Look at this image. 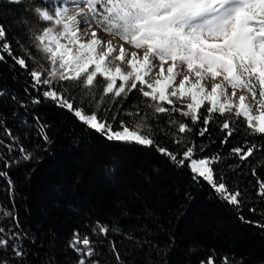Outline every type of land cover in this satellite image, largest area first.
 <instances>
[{"label": "snow or ice", "instance_id": "obj_1", "mask_svg": "<svg viewBox=\"0 0 264 264\" xmlns=\"http://www.w3.org/2000/svg\"><path fill=\"white\" fill-rule=\"evenodd\" d=\"M10 2L24 4L32 15L19 21L16 44L24 55L15 54L0 24V62L10 58L30 78L37 93L30 97L32 105L49 103L122 148L154 149L173 167L188 169L194 183L206 182L237 212L256 198L248 211L264 220V209L257 207L264 204V179L249 182L254 193L230 188L213 167L221 154L200 156L206 147L191 135L210 139L214 126L222 134L221 147L240 134L264 140V0ZM6 96L0 90V99ZM102 105L110 115H99ZM90 106L95 110L88 111ZM19 107L27 111L25 102ZM20 123L30 122L25 118ZM32 127L41 147L50 143L49 125L39 116H33ZM0 130V178L14 201L9 169L35 162L37 156L12 129L0 123ZM157 136L171 139L175 150L162 146ZM262 148L264 144L245 139L229 156L244 162ZM228 167L235 171L240 164ZM251 175L257 176L255 167ZM15 207L14 202L11 208L0 204V264H26L28 237L20 231ZM239 219L264 229L260 221ZM117 231L97 221L91 229L95 239L74 232L68 247L77 255L76 264H102L96 259L102 255L97 245L105 241L116 264H126L115 240L108 239ZM200 264L217 261L212 255ZM219 264L236 261L225 256Z\"/></svg>", "mask_w": 264, "mask_h": 264}, {"label": "trees", "instance_id": "obj_2", "mask_svg": "<svg viewBox=\"0 0 264 264\" xmlns=\"http://www.w3.org/2000/svg\"><path fill=\"white\" fill-rule=\"evenodd\" d=\"M31 15L24 4L0 0V24L7 29V39L17 55H24L16 44L22 32L19 21ZM29 80L10 58L0 62V90L8 93L0 99V123L37 156L35 162L9 169L14 201L9 200L6 181L0 178V204L11 208L15 203L20 231L28 237L24 242L26 264H76L77 255L68 242L74 232L95 239L91 229L97 221L119 229L108 239L115 240L126 264H200L212 255L217 264L225 256L236 264H264V229L239 219L243 215L246 220L264 223L258 213L248 211L256 198L237 212L218 199L206 182L194 183L188 169L173 167L154 149L122 148L86 130L49 103L32 105L30 97L37 93ZM22 101L27 111L19 107ZM87 110L95 109L90 106ZM99 115L110 114L102 105ZM33 116L49 125L50 143L43 147L32 127ZM25 118L30 122L27 126L20 123ZM210 127V139L191 134L198 145L203 141L206 147L199 155L219 152L223 159L213 167L225 175V183L254 193L249 182L264 179V148L244 162L230 157L229 151L245 139L257 144L264 140L240 134L221 147L222 134ZM156 138L163 140L162 146L175 150L171 139ZM229 164L240 167L233 171ZM253 167L256 177L251 175ZM257 207L264 209V204ZM97 247L102 255L96 259L116 264L107 241Z\"/></svg>", "mask_w": 264, "mask_h": 264}, {"label": "bare ground", "instance_id": "obj_3", "mask_svg": "<svg viewBox=\"0 0 264 264\" xmlns=\"http://www.w3.org/2000/svg\"><path fill=\"white\" fill-rule=\"evenodd\" d=\"M106 39H110V37H107Z\"/></svg>", "mask_w": 264, "mask_h": 264}, {"label": "rangeland", "instance_id": "obj_4", "mask_svg": "<svg viewBox=\"0 0 264 264\" xmlns=\"http://www.w3.org/2000/svg\"><path fill=\"white\" fill-rule=\"evenodd\" d=\"M105 39L107 38V36L104 37Z\"/></svg>", "mask_w": 264, "mask_h": 264}]
</instances>
